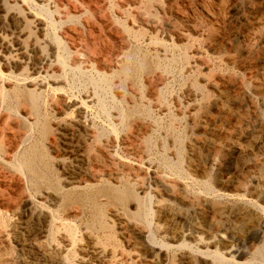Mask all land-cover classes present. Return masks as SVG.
Returning <instances> with one entry per match:
<instances>
[{
    "label": "rangeland",
    "instance_id": "rangeland-1",
    "mask_svg": "<svg viewBox=\"0 0 264 264\" xmlns=\"http://www.w3.org/2000/svg\"><path fill=\"white\" fill-rule=\"evenodd\" d=\"M25 4L22 0H0V249L16 256L30 253L23 249L22 242L30 241L32 233L12 232L13 223L21 219L12 210L21 198L35 202L38 195L31 189L28 177L16 170L18 156L30 145L43 142L38 130L40 122L34 124V129L29 127L35 121V114L31 113L24 94L31 91L38 96L39 118L49 123L50 131L44 143L51 170L60 178L65 177L63 166H73L75 162L65 154L63 134H59L64 128H74V132L78 130L85 138V148L91 154L101 156L98 147L106 144L109 165L117 171H123V164L143 161L142 178L120 174L118 181L120 185H130L137 194V199H130L123 206L127 212L132 215L138 212V203L141 207L150 206L146 224L157 244L161 241L172 244L171 233L166 230L169 223L181 233L176 238L177 244L216 250L232 260H238V254L243 253L250 261L261 262L264 257V242L260 239L264 233V0H33V9ZM39 6L49 10L54 27L39 29V21L46 23L37 12ZM52 34L59 37V44ZM54 48L68 65L62 67L57 63ZM73 98L85 101L80 117L76 108L66 103ZM80 122L89 130H83L78 125ZM240 126L243 130H236ZM226 129L231 133L225 137ZM52 140L61 143L59 147H51ZM125 140L128 141L123 143ZM131 145L138 149L136 155H132ZM191 146H200L198 159L193 158ZM248 165L251 171L244 169ZM237 180L241 183L237 184ZM177 194L186 199L177 198ZM204 199L220 200L222 206L232 208L234 214L230 218L232 222L238 218L239 236L231 231L233 223L225 222L211 231L210 238L200 233L193 239L189 235L191 230L182 221L168 222L157 211L170 206L187 218H198ZM244 206L261 212L255 211L259 218H254L250 223L253 227L248 224L247 229L238 225ZM236 207L240 208L238 212ZM203 209L208 220L210 213ZM87 215L86 212L77 221L81 222L83 232L89 220ZM111 218L107 216L106 236L95 237L96 245L103 248L107 243L108 248L114 247V255L125 254L122 256L127 264H142V254L127 246L132 235L122 232ZM218 234L223 235V242L212 243ZM106 237L110 239L108 242ZM175 246L167 248L168 252L164 250L166 257L162 264H177L182 249ZM236 251H239L237 255ZM193 259V264H204L201 258Z\"/></svg>",
    "mask_w": 264,
    "mask_h": 264
},
{
    "label": "bare ground",
    "instance_id": "bare-ground-1",
    "mask_svg": "<svg viewBox=\"0 0 264 264\" xmlns=\"http://www.w3.org/2000/svg\"><path fill=\"white\" fill-rule=\"evenodd\" d=\"M25 5L32 6L33 0H22ZM61 1V0H60ZM87 1V0H86ZM97 1V0H96ZM128 1V0H127ZM82 2V1H81ZM36 5V4H35ZM51 7V6H50ZM254 7V6H253ZM32 8V7H31ZM46 8V7H45ZM43 6H39L38 14L43 16L46 20V23L43 21H39V29L44 30L46 26H51L52 28L55 26V22L51 19L49 10L47 11ZM92 8V7H91ZM90 8V9H91ZM27 9H29L27 7ZM33 9V8H32ZM37 9V8H36ZM181 9V8H180ZM80 10V9H79ZM99 11V10H98ZM34 12V11H33ZM64 13V12H63ZM107 13V12H106ZM75 14V13H74ZM98 14V13H97ZM252 15V14H251ZM14 17V16H13ZM37 18V16H35ZM250 19V18H249ZM57 20V19H56ZM86 20V19H85ZM164 22V21H163ZM259 22V21H258ZM104 23V22H103ZM139 24V23H138ZM21 25V24H20ZM70 25V24H69ZM97 25V24H96ZM2 26V25H1ZM7 26V25H6ZM65 27V26H64ZM117 27V26H116ZM163 27V26H162ZM1 28V27H0ZM14 28V27H13ZM101 28V27H100ZM252 28V27H251ZM47 29V28H46ZM165 30V29H163ZM82 31V30H81ZM71 32V31H70ZM117 32V31H116ZM109 33V32H108ZM115 33V32H114ZM119 33V32H118ZM56 34V33H55ZM54 35L53 39L58 43L57 34ZM99 34V33H98ZM93 35V34H92ZM108 35V34H107ZM112 35V34H111ZM126 36V35H125ZM66 37V36H65ZM99 37V36H98ZM70 38V37H69ZM82 38V37H81ZM108 40V39H107ZM109 41V40H108ZM114 41V40H113ZM129 42V41H128ZM127 42V43H128ZM157 42V41H156ZM68 43V42H67ZM59 44V43H58ZM70 44V43H69ZM85 44V43H84ZM224 44V43H223ZM237 44V43H236ZM246 44V43H245ZM233 46V45H232ZM231 46V47H232ZM103 47V46H102ZM223 47V46H222ZM57 48V46L55 47ZM53 49V53L56 54V61L62 67H65L68 64H65L64 58L59 55L56 49ZM60 48V47H59ZM81 48V47H80ZM87 48V47H86ZM89 48V47H88ZM118 48V47H117ZM230 48V47H229ZM19 48H17L18 50ZM21 49V48H20ZM50 50V49H49ZM87 50V49H86ZM92 50V49H91ZM101 50V49H100ZM222 50V49H221ZM109 51V50H108ZM4 53V52H3ZM86 53V52H85ZM94 53V52H93ZM92 55V54H91ZM90 55V56H91ZM94 55V54H93ZM113 57V56H112ZM55 58V57H54ZM89 58V57H88ZM108 58V57H107ZM115 59V58H114ZM77 60V59H76ZM93 60V59H91ZM106 61V60H105ZM115 61V60H114ZM47 62V61H46ZM45 64V63H44ZM102 64V63H101ZM107 64V63H106ZM86 66V65H85ZM100 66V65H99ZM109 66V65H108ZM69 67V66H67ZM72 67V66H71ZM70 68V67H69ZM74 68V67H73ZM72 68V69H73ZM63 69V68H62ZM68 69V68H67ZM71 69V68H70ZM88 69V68H86ZM1 70V69H0ZM58 70V69H57ZM74 70V69H73ZM80 70V69H79ZM83 70V69H82ZM55 71V70H54ZM59 71V70H58ZM65 71V69H64ZM63 71V72H64ZM78 71V70H77ZM84 72V71H83ZM4 73V72H3ZM2 73V74H3ZM65 73V72H64ZM106 75V74H105ZM0 76H2L0 74ZM103 76V75H102ZM7 77V76H6ZM79 77V76H78ZM255 77V76H254ZM88 78V77H87ZM95 78V77H94ZM155 78V77H154ZM218 78V77H217ZM29 79V78H27ZM43 80V78H41ZM220 79V78H219ZM262 79V78H261ZM3 79H1L2 81ZM39 80V79H38ZM45 80V79H44ZM90 80V79H89ZM49 81V80H48ZM158 81V80H157ZM3 82V81H2ZM47 82V81H46ZM54 82V81H53ZM35 83V82H34ZM52 83V82H51ZM66 83V82H65ZM3 84V83H2ZM1 84V85H2ZM37 84V83H36ZM43 84V83H42ZM95 84V83H94ZM148 84V83H147ZM154 84V83H153ZM255 84V83H254ZM21 85V84H19ZM49 85V84H48ZM81 85V84H80ZM6 86V85H5ZM15 86V85H14ZM18 86V85H17ZM25 86V85H24ZM50 86V85H49ZM82 86V85H81ZM3 87V85L1 86ZM58 87V86H57ZM71 87V86H70ZM92 87V86H91ZM11 88V87H10ZM2 89V88H1ZM78 89V88H77ZM156 89V88H155ZM226 89V88H225ZM17 90V89H16ZM37 90V88H36ZM57 90V89H56ZM69 90V89H68ZM148 90V89H147ZM152 90V89H151ZM21 91V90H20ZM104 91V89H103ZM102 91V92H103ZM5 90H2V93ZM11 92V91H10ZM99 92V91H98ZM101 92V93H102ZM105 92V91H104ZM184 93V92H183ZM7 94V93H6ZM64 94V93H63ZM93 94V93H92ZM2 95V94H0ZM29 102L30 111L32 114H35L34 123H30V128L34 127V124L40 122V127H38L39 134L42 138L41 145H30L27 151L19 155L16 163V170L26 175L28 177V181L32 184L31 189L34 188L36 194H38L35 198V202H30L27 198H21L20 202L17 203L13 212L20 215L21 219L16 221L12 225V232L14 234H29L32 233L31 240L24 243L22 242L23 249L29 250V255L24 256L18 255L16 256L11 253H6L5 250L0 249V264H127L126 258H124L123 253L120 252L118 255H114V247L108 248L109 244L104 245L103 248H99L96 245V236L102 235L106 236V232L108 229L107 226V216L109 215L114 219L122 232L130 233L132 239H128L126 242L127 246L134 248V250L139 251L142 256V264H162L166 257L167 248L175 246L177 244L176 238L181 236V233L174 226H169L168 222H177L180 220L183 222L185 227L191 230L189 234L191 238H196L198 234H205L208 238L211 237V231L224 224L225 222L233 223L232 230L233 235H238L239 228L237 227L236 219L235 222H232V208L227 209L222 206L219 202L212 201H202L203 207L200 208V217L198 218H187L180 214V212L176 211L174 208L170 206H166V208H161L157 210L163 213L168 220L167 231L170 233V239L172 244H166V242H162L157 244L154 241L152 236V229L148 227L146 217L148 218V213H151L149 207L138 203V212L134 215L133 213L127 212L125 204L130 199H137L136 192L131 188L128 184H121L118 181L120 174L131 175L136 178H142L144 176V170L142 166V162H132L131 164H123V171H117L115 168L110 167L109 162L111 161L109 153L105 149L106 144H102L98 147L101 156L91 154L85 148L86 145L84 141V137L76 130L74 132L73 129L64 128L63 131H59V135L63 136V148L65 150V154L72 158V162H75L73 166H63L62 174L65 176L64 178H60L58 174L52 172L49 159L47 157L46 149L47 144L44 141L48 138L47 135L50 131L49 123L46 119H41L38 116L39 113V100L38 96L34 92H28L24 94ZM103 95V94H102ZM147 95V93H146ZM241 95V94H239ZM14 96V95H12ZM11 96V97H12ZM73 96V95H72ZM153 96V95H152ZM5 97V96H4ZM100 97V96H99ZM149 97V96H148ZM23 98V97H22ZM3 99V98H2ZM70 99V98H69ZM74 99V98H73ZM129 99V98H128ZM60 100V99H59ZM63 100V99H62ZM116 100V99H115ZM11 101V100H10ZM66 101V100H65ZM14 102V101H12ZM19 102V101H18ZM60 102V101H58ZM85 102V101H84ZM83 101L79 100H69L67 105L75 107L77 110L78 117L81 116V113L85 107ZM97 103V102H96ZM103 104V103H101ZM107 104V103H106ZM119 104V103H118ZM12 105V103L10 104ZM41 105V104H40ZM52 105V104H51ZM9 106V105H8ZM53 106V105H52ZM55 106V105H54ZM53 106V107H54ZM234 106V104H233ZM240 106V105H239ZM28 107V105H27ZM57 107V106H56ZM71 107V108H72ZM12 108V107H11ZM55 108V107H54ZM58 108V107H57ZM56 108V109H57ZM67 108V107H66ZM65 108V109H66ZM100 108V107H99ZM9 109V107H8ZM55 109V111H56ZM60 109V108H59ZM104 109V108H103ZM223 109V108H222ZM25 110V109H24ZM58 110V109H57ZM68 110V109H67ZM72 110V109H71ZM20 111V110H18ZM12 112V111H11ZM41 112V111H40ZM61 112V111H60ZM64 112V111H63ZM15 113V112H14ZM21 113V112H19ZM27 113V112H26ZM25 113V114H26ZM66 113V112H65ZM18 114V113H17ZM46 114V113H45ZM239 114V113H238ZM101 115V114H100ZM124 115V114H123ZM229 115V114H228ZM26 116V115H25ZM222 116V115H221ZM50 117V116H49ZM121 117V115H120ZM131 117V116H130ZM201 117V116H200ZM246 117V116H245ZM138 118V117H137ZM30 119V118H29ZM32 119V118H31ZM151 119V118H150ZM206 119V118H205ZM22 120V119H21ZM24 120V119H23ZM115 120V119H114ZM208 120V119H207ZM54 121V119H53ZM81 121V120H80ZM205 121V120H204ZM238 121V120H237ZM12 122V121H11ZM27 122V120H26ZM198 122V121H197ZM254 122V121H253ZM52 123V122H51ZM56 123V122H55ZM73 123V122H72ZM22 124V123H21ZM60 124V123H59ZM58 124V125H59ZM77 124V123H76ZM219 124V123H218ZM80 127L88 131L89 129L83 124L78 123ZM145 125V124H144ZM194 125V124H193ZM56 126V124L54 125ZM72 126V125H71ZM70 126V127H71ZM147 126V125H146ZM152 126V125H151ZM224 126V125H223ZM20 127V126H19ZM62 127V126H61ZM67 127V125H66ZM108 127V126H107ZM140 127V126H139ZM8 128V127H7ZM138 128V127H136ZM135 128V129H136ZM207 128V127H206ZM245 128V127H244ZM29 129V128H28ZM34 129V128H32ZM76 129V128H75ZM222 129V128H221ZM60 130V129H59ZM111 130V129H110ZM142 130V129H141ZM236 130H243L240 127ZM256 130V129H255ZM27 131V129H26ZM80 131V130H79ZM83 131V133L85 132ZM114 131V130H113ZM189 131V130H188ZM224 131V130H223ZM252 131V130H251ZM250 131V132H251ZM254 131V130H253ZM252 131V132H253ZM21 132V131H20ZM58 132V131H57ZM133 132V131H132ZM216 132V131H215ZM244 132V131H243ZM251 132V133H252ZM13 133V132H11ZM29 133V132H27ZM56 133V132H54ZM53 133V134H54ZM113 134V132H111ZM231 131L227 129L224 131L225 137L230 134ZM234 133V132H233ZM240 133V132H239ZM250 133V134H251ZM21 134V133H20ZM19 134V135H20ZM26 134V133H25ZM32 134V133H31ZM117 134V133H116ZM243 134V133H241ZM23 135V134H22ZM36 135V133H35ZM83 135V134H82ZM111 135V134H110ZM127 135V134H126ZM232 135V134H231ZM246 135H248L246 133ZM253 135V134H252ZM251 135V136H252ZM52 136V135H51ZM115 136V135H114ZM238 136V135H236ZM11 137V136H10ZM19 137V136H18ZM21 137V136H20ZM27 137V136H22ZM32 137V136H31ZM200 137V136H199ZM30 138V137H29ZM52 138V137H51ZM84 138V139H83ZM117 138V137H116ZM115 138V139H116ZM120 138V137H119ZM23 139V138H22ZM56 139V138H55ZM118 139V138H117ZM122 139V138H121ZM135 139V138H134ZM5 140V139H4ZM58 140V139H57ZM111 140V139H110ZM124 140V139H123ZM169 140V139H168ZM198 140V139H197ZM259 140V139H258ZM264 140V139H263ZM22 141V140H21ZM28 142V139L26 140ZM25 141V142H26ZM128 141V140H127ZM126 140L123 142H127ZM194 141V140H193ZM6 142V141H5ZM18 142V141H16ZM15 142V144H16ZM49 142V141H48ZM51 147H56L60 144H57L55 140L50 141ZM105 142V141H104ZM114 142V141H113ZM116 142V141H115ZM185 142V141H184ZM38 143V142H37ZM107 143V142H106ZM121 143V141L119 142ZM203 143V142H202ZM19 144V143H17ZM28 144V143H27ZM46 144V145H45ZM49 144V143H48ZM118 144V143H117ZM127 145V144H126ZM226 145V144H225ZM18 146V145H17ZM23 146V144H22ZM129 146V145H128ZM132 155H136L138 149L131 145ZM24 147V146H23ZM59 147V146H58ZM190 147V146H189ZM241 147V146H239ZM244 147V146H243ZM16 148V147H15ZM13 149V148H11ZM57 149V148H56ZM128 149V148H127ZM191 152L193 154V158L200 157V146H191ZM15 150V149H14ZM51 150V149H50ZM62 150V151H64ZM204 150V149H203ZM217 150V149H216ZM242 150V149H241ZM248 150V149H246ZM10 151V150H9ZM17 151V149H16ZM57 151V150H56ZM112 151V149H111ZM141 151V150H140ZM244 151V150H242ZM241 151V153H242ZM14 152V151H13ZM19 152V151H18ZM54 152V151H52ZM129 152V151H128ZM238 152V151H237ZM17 153V152H16ZM116 153V152H113ZM173 153V152H172ZM240 153V152H238ZM6 154V153H5ZM66 154V155H67ZM139 154V153H138ZM212 154V153H211ZM214 154V153H213ZM53 155V154H52ZM56 155V154H55ZM61 155V154H60ZM58 155V156H60ZM64 155V154H63ZM118 155V154H117ZM189 155V154H188ZM62 156V155H61ZM206 156V155H205ZM213 156V155H212ZM16 157V156H15ZM103 157V158H102ZM207 157V156H206ZM204 157V158H206ZM13 158V157H12ZM65 158V157H64ZM153 158V157H152ZM191 158V155H190ZM195 158V159H196ZM218 158V157H217ZM256 158V157H255ZM124 160V159H123ZM194 160V159H193ZM204 160V159H203ZM253 160V159H252ZM51 161V160H50ZM126 161V160H124ZM16 162V160L14 161ZM203 162V161H202ZM122 163V162H121ZM66 164V163H65ZM70 165V164H69ZM112 166V165H111ZM207 166V165H206ZM14 167V166H12ZM185 167V166H184ZM196 167V166H195ZM246 171L250 170L249 165L244 166ZM153 170V169H152ZM147 171V170H146ZM209 171V170H208ZM251 171V170H250ZM17 172V171H16ZM240 172V171H239ZM155 173V172H154ZM245 172L242 170L241 174ZM257 173V172H256ZM19 174V173H18ZM61 174V173H60ZM153 174V173H152ZM196 174V173H195ZM155 175V174H154ZM156 176V175H155ZM154 176V177H155ZM173 176V175H172ZM22 177V176H20ZM167 177V176H166ZM189 177V176H188ZM244 177V175L242 176ZM6 178V177H5ZM4 178V179H5ZM156 178V177H155ZM184 178V177H183ZM103 179V180H102ZM202 179V178H201ZM7 180V179H6ZM10 180V179H9ZM23 180V179H21ZM26 180V179H25ZM112 180V181H110ZM156 180V179H155ZM159 180V179H158ZM181 180V179H180ZM259 180V179H257ZM4 181V180H3ZM5 182V181H4ZM10 182V181H9ZM14 182V181H13ZM24 181H22L23 183ZM238 182V183H237ZM237 184H240L241 181L237 180ZM254 182V181H253ZM8 183V182H7ZM27 183V181H26ZM2 184V183H1ZM15 184V183H14ZM143 183L141 182V185ZM25 185V184H24ZM144 185V184H143ZM186 185V184H185ZM223 185V184H222ZM244 185V184H243ZM17 186V185H16ZM29 186V185H27ZM151 186V185H150ZM187 186V185H186ZM239 186V185H238ZM250 186V185H249ZM21 187V186H20ZM145 187V186H144ZM235 187V186H234ZM148 188V187H147ZM241 188V187H239ZM12 189V188H11ZM29 189V188H28ZM243 189V188H242ZM7 190V189H6ZM17 190V189H16ZM23 190V189H22ZM30 190V189H29ZM251 190V189H250ZM19 191V190H18ZM145 191V190H144ZM211 191V190H210ZM150 192V191H149ZM155 192V191H154ZM214 192V191H211ZM157 193V192H156ZM206 193V192H205ZM19 194V193H18ZM26 194V193H25ZM181 194V193H180ZM207 194V193H206ZM211 194V193H209ZM216 194V193H215ZM254 194V193H253ZM14 195V194H13ZM20 195V194H19ZM33 195V194H32ZM147 195V193H146ZM34 196V195H33ZM148 196V195H147ZM160 196V195H159ZM210 196V195H209ZM215 196V195H214ZM168 197V196H167ZM177 198L183 200L184 197L177 194ZM212 197V196H211ZM216 197V196H215ZM214 197V198H215ZM250 197V196H249ZM1 198V197H0ZM14 198V197H13ZM202 198V197H201ZM205 198V196H204ZM207 198V196H206ZM218 198V197H217ZM220 198V197H219ZM17 199V198H16ZM186 199V198H184ZM212 199V198H211ZM147 200V199H145ZM192 201V200H191ZM190 201V202H191ZM218 201V200H217ZM246 201V200H245ZM252 203L250 200H248ZM139 202V201H138ZM150 202V201H149ZM181 202V201H179ZM184 202V201H183ZM223 202V201H222ZM244 203V202H243ZM247 203V201H246ZM249 203V204H250ZM254 203V202H253ZM245 204V203H244ZM248 204V205H249ZM151 205V203L149 204ZM188 205V204H187ZM200 205V204H199ZM228 205V204H227ZM242 205V204H241ZM247 205V204H246ZM259 205V204H258ZM256 205V206H258ZM11 206V205H10ZM9 206V207H10ZM237 206V205H236ZM207 209L210 213L208 220L206 216L203 214L204 209ZM241 211L244 213L240 214L242 217L240 219L239 227L242 229L246 228L247 225L250 224L254 218L258 217L257 210L253 208H248L247 206L241 207ZM198 209V208H197ZM236 209H238L236 207ZM240 209V208H239ZM237 210V212L239 211ZM262 209V207H261ZM155 210V209H154ZM61 214H59V213ZM89 215V220L85 222L86 229L85 232L80 230L81 222L78 224L77 221L79 218L86 214ZM195 212V211H194ZM199 212V211H198ZM236 212V213H237ZM260 212V210H259ZM261 213V212H260ZM159 214V213H158ZM183 214V213H182ZM87 215V216H88ZM151 215V214H150ZM152 216V215H151ZM150 216V217H151ZM136 219L139 223H133L130 219ZM191 217V216H190ZM231 217V218H230ZM264 217V215H263ZM152 218V217H151ZM259 218V217H258ZM257 218V219H258ZM83 219V218H82ZM150 220V219H149ZM161 220V219H158ZM207 220V222H205ZM163 221V220H162ZM234 221V220H233ZM4 222V221H3ZM166 222V221H164ZM259 222V221H258ZM257 223V221H256ZM261 223V222H260ZM259 223V224H260ZM166 224V223H165ZM172 224V223H171ZM5 225V223H4ZM150 225V224H149ZM164 225V224H163ZM228 225V223H227ZM181 226V225H180ZM250 226H252L250 224ZM112 227V226H111ZM151 227V226H150ZM249 227V226H248ZM253 227V226H252ZM182 228V227H181ZM150 229V230H149ZM184 229V228H183ZM182 229V231H183ZM254 229V228H253ZM177 230V231H176ZM218 230V229H217ZM167 231H165L167 233ZM181 231V232H182ZM225 232V231H224ZM240 232V231H239ZM255 232V231H254ZM126 233V237H127ZM178 233V234H177ZM223 233V232H222ZM229 233V232H228ZM2 234V232H1ZM13 234V235H14ZM154 234V233H153ZM240 234V233H239ZM261 234V233H260ZM6 235V234H5ZM188 235V234H187ZM254 235V234H253ZM185 236V235H184ZM226 236V235H225ZM239 236V235H238ZM25 237H27L25 235ZM188 237V236H187ZM107 240H110L106 237ZM129 238V237H128ZM259 238V236H258ZM12 239V238H11ZM127 239V238H126ZM125 239V240H126ZM188 239V238H187ZM233 239V238H232ZM261 241L264 242V233L261 236ZM14 240V239H13ZM12 240V241H13ZM19 240V238H18ZM21 240V237H20ZM158 240V239H157ZM231 240V239H229ZM228 240V241H229ZM234 240V239H233ZM24 241V239H23ZM259 241V240H258ZM5 242V241H4ZM16 242V241H15ZM108 242V241H107ZM223 242V235L218 234L217 238L214 242ZM230 242V241H229ZM125 243V242H124ZM175 243V244H174ZM190 243V242H189ZM257 243V242H256ZM255 243V244H256ZM13 244V243H12ZM230 244L228 243V246ZM253 245V244H252ZM15 246V245H14ZM19 246V245H18ZM21 246V245H20ZM222 246V245H221ZM224 246V245H223ZM21 247V248H22ZM177 249H182L181 253L177 258V264H193L194 257L196 256L199 260L204 264H230L229 261H232L233 264H264V257L261 262H252L249 259L245 258L239 251H236V255L238 254V260H232L226 258L223 254L216 250L210 251L206 248V250L202 249H193L191 245L189 246L186 243L177 244L175 246ZM205 247V246H204ZM208 247V246H207ZM213 247V246H211ZM264 247V246H263ZM17 248V247H16ZM209 248V247H208ZM19 249V248H18ZM17 249V250H18ZM263 249V248H262ZM164 250H166L164 252ZM187 250V251H186ZM236 250V249H235ZM169 251V250H168ZM167 251V252H168ZM15 252V251H14ZM20 252V251H18ZM128 252V251H127ZM252 252V251H251ZM13 253V251H12ZM17 253V252H16ZM21 253V252H20ZM245 254V253H244ZM123 255V256H122ZM168 255V254H167ZM262 255V254H261ZM115 256H119V259H114ZM260 256V255H259ZM250 257V256H249ZM201 258V259H200ZM206 260L204 261V259ZM258 259V258H256ZM199 262V261H198ZM164 264V263H163Z\"/></svg>",
    "mask_w": 264,
    "mask_h": 264
}]
</instances>
